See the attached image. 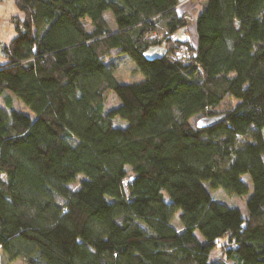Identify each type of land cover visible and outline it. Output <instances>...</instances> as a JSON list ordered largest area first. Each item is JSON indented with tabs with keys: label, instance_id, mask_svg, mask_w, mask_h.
Here are the masks:
<instances>
[{
	"label": "trees",
	"instance_id": "1",
	"mask_svg": "<svg viewBox=\"0 0 264 264\" xmlns=\"http://www.w3.org/2000/svg\"><path fill=\"white\" fill-rule=\"evenodd\" d=\"M202 1L195 20L180 0L15 1L0 97L11 91L35 117L3 97V258L264 264V0ZM183 44L187 59L167 55ZM113 52L144 78L120 82ZM112 92L121 103L106 112ZM247 173L263 182L246 217L208 185L246 195Z\"/></svg>",
	"mask_w": 264,
	"mask_h": 264
},
{
	"label": "rangeland",
	"instance_id": "2",
	"mask_svg": "<svg viewBox=\"0 0 264 264\" xmlns=\"http://www.w3.org/2000/svg\"><path fill=\"white\" fill-rule=\"evenodd\" d=\"M16 0H0V5L2 7L7 8L10 5V9L7 10L3 15L0 14V62H4L6 60V52L4 51V46L10 41L11 36L14 34V16L15 14H18V8L15 6ZM199 1V0H194ZM202 1V0H201ZM203 2V1H202ZM200 6V5H199ZM105 16L107 20L112 21V13L111 11H107L105 13ZM112 18V19H111ZM165 51V48L163 45H159L157 47H151L146 52V56L148 58H153L155 56H161ZM109 63V65H112L114 68V71L116 73L117 79L122 83H131L135 81L142 80L144 78V75L141 71L137 70V66L134 62V60L127 54L124 53H117L113 52L109 56H107L106 59ZM12 96V101L14 108L21 109L27 113H29L32 117H35V114L28 110V108L25 106V104L20 101L11 91H5L4 94L0 97V111H6L8 112L9 109L6 107L4 98L5 96ZM120 100L118 96L112 92L108 96V100L105 103V111H109L114 107H117L120 105ZM233 101L227 100L224 104V107H230L232 105ZM126 121L116 117L114 119V124L116 126H121ZM242 179L250 186L249 193L246 195H232L227 193L223 188H211L209 185L211 192L213 193L214 197L218 200L225 202L231 206L238 207L244 216L247 217L248 211L246 207L247 200L254 194L256 191L257 184H262V180L258 179L257 177L253 176L250 173H247L242 176ZM79 185V182H73L69 184V187L71 189L77 188ZM167 199H169L168 196H166ZM172 224L178 229L183 230V224L180 219V212H176L174 216L172 217ZM198 237L200 239H203L201 234L199 232H196ZM223 240V239H222ZM212 259L216 260L220 256V249L216 248L212 251ZM0 264H24L20 260H13L10 261L6 258H3L0 253Z\"/></svg>",
	"mask_w": 264,
	"mask_h": 264
},
{
	"label": "crops",
	"instance_id": "3",
	"mask_svg": "<svg viewBox=\"0 0 264 264\" xmlns=\"http://www.w3.org/2000/svg\"><path fill=\"white\" fill-rule=\"evenodd\" d=\"M9 9H10V5L7 8L2 7L0 5V14L3 15ZM201 9H202L201 0L196 2L194 0H180V6L178 8L180 12H188L192 20H195ZM177 35L181 39H185L188 37V35L184 31H181Z\"/></svg>",
	"mask_w": 264,
	"mask_h": 264
},
{
	"label": "built area",
	"instance_id": "4",
	"mask_svg": "<svg viewBox=\"0 0 264 264\" xmlns=\"http://www.w3.org/2000/svg\"><path fill=\"white\" fill-rule=\"evenodd\" d=\"M190 49L187 46V44H183L179 47V49L176 52H167V55L169 57H172L174 59H182L185 60L187 59L188 55H189Z\"/></svg>",
	"mask_w": 264,
	"mask_h": 264
}]
</instances>
